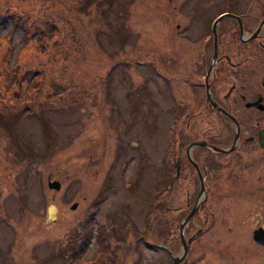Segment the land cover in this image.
I'll use <instances>...</instances> for the list:
<instances>
[{
	"label": "rangeland",
	"instance_id": "rangeland-1",
	"mask_svg": "<svg viewBox=\"0 0 264 264\" xmlns=\"http://www.w3.org/2000/svg\"><path fill=\"white\" fill-rule=\"evenodd\" d=\"M224 11L235 12L212 0H0V264H170L154 154L176 111L152 107L147 61L167 50L161 26L206 33Z\"/></svg>",
	"mask_w": 264,
	"mask_h": 264
},
{
	"label": "flooded vegetation",
	"instance_id": "flooded-vegetation-1",
	"mask_svg": "<svg viewBox=\"0 0 264 264\" xmlns=\"http://www.w3.org/2000/svg\"><path fill=\"white\" fill-rule=\"evenodd\" d=\"M212 2L235 12L206 33L161 26L169 54L147 61L161 94L152 107L176 111L154 154L166 213L159 248L170 264H263L264 0ZM223 14L233 23L213 32ZM192 121L195 134H184ZM169 191L187 193L171 207Z\"/></svg>",
	"mask_w": 264,
	"mask_h": 264
},
{
	"label": "water",
	"instance_id": "water-1",
	"mask_svg": "<svg viewBox=\"0 0 264 264\" xmlns=\"http://www.w3.org/2000/svg\"><path fill=\"white\" fill-rule=\"evenodd\" d=\"M224 17H235V16H233V15H231V14H223V15H221V16H219L214 22H213V27H212V30H213V32H215V27L218 25V23L221 21V19H223ZM237 18V20H239V18L238 17H236ZM263 22H264V20H263ZM262 22V23H263ZM48 187L50 188V189H54V190H59V188H60V184L58 183V182H56V181H52V182H48ZM76 208V204H73L72 206H71V209H75ZM260 239H261V237H260ZM172 262L174 263V264H178V262L176 261V259L175 258H173L172 259Z\"/></svg>",
	"mask_w": 264,
	"mask_h": 264
},
{
	"label": "trees",
	"instance_id": "trees-1",
	"mask_svg": "<svg viewBox=\"0 0 264 264\" xmlns=\"http://www.w3.org/2000/svg\"><path fill=\"white\" fill-rule=\"evenodd\" d=\"M9 19H11V18H9ZM11 21L13 22L12 26H15V27H16V26H17V25H16V24H17L16 21H13L12 19H11ZM45 33H46V32H42L41 35H42L43 37H45ZM26 34H27V33L25 32V36L23 37V41H26V40H27V38H26ZM33 39H35V36H34ZM4 71L6 72V70H4ZM85 219H86V221H84L83 223H85V222H87V221H91V219H93V215H92V214H88V217H87V218L85 217ZM88 219H89V220H88ZM80 223H81V222H80ZM85 231H86L87 233L90 232V227H88V226H85V227H84V226H83V231H81V232H85ZM88 234H89V233H88ZM86 238H87V237H86Z\"/></svg>",
	"mask_w": 264,
	"mask_h": 264
}]
</instances>
